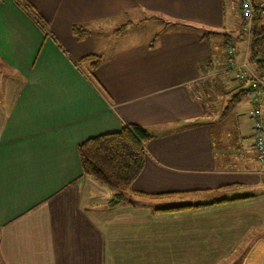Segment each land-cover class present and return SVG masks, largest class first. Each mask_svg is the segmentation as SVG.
Listing matches in <instances>:
<instances>
[{"label": "crops", "instance_id": "0c3cea01", "mask_svg": "<svg viewBox=\"0 0 264 264\" xmlns=\"http://www.w3.org/2000/svg\"><path fill=\"white\" fill-rule=\"evenodd\" d=\"M238 3L0 0V264H264V160L226 44L253 76L264 56ZM130 123L151 136L111 206L77 145Z\"/></svg>", "mask_w": 264, "mask_h": 264}, {"label": "trees", "instance_id": "16d2710c", "mask_svg": "<svg viewBox=\"0 0 264 264\" xmlns=\"http://www.w3.org/2000/svg\"><path fill=\"white\" fill-rule=\"evenodd\" d=\"M262 12H264V9H259L253 13L252 19L254 22L251 24L250 32L240 33L249 42L252 59L264 56V20L260 17ZM33 14L35 19L40 22L41 27L44 28V23L40 17L34 11ZM70 29L77 39H82L87 33L86 29L80 25H72ZM117 31H120V29ZM229 44L231 43H227L226 47ZM84 61L90 62V67L94 68L100 59L95 54H89L82 57L79 62ZM259 63L262 66L260 77L264 78V58L261 57ZM150 136L149 132L142 126L130 123L123 125L117 131L87 138L77 145V153L83 173L115 190V194L109 202L111 206L122 200L123 192L129 188L131 182L141 170L144 145ZM136 194L149 198L167 195L140 192Z\"/></svg>", "mask_w": 264, "mask_h": 264}, {"label": "built area", "instance_id": "2783aa9c", "mask_svg": "<svg viewBox=\"0 0 264 264\" xmlns=\"http://www.w3.org/2000/svg\"><path fill=\"white\" fill-rule=\"evenodd\" d=\"M238 2L242 17V30L250 32L252 16L258 3L255 0H238ZM225 65L227 69L234 72L236 79L252 98L253 106L249 113L254 121V148L257 157L260 160H264V78L251 75L245 61L237 62L235 60L234 48L231 44L226 47Z\"/></svg>", "mask_w": 264, "mask_h": 264}, {"label": "rangeland", "instance_id": "374dc122", "mask_svg": "<svg viewBox=\"0 0 264 264\" xmlns=\"http://www.w3.org/2000/svg\"><path fill=\"white\" fill-rule=\"evenodd\" d=\"M261 2V3H260ZM257 3H258V6H257V8H256V10L254 11V13L257 11V10H259V9H264V0H260L259 2L257 1ZM239 4V3H238ZM261 4V5H260ZM239 7V6H238ZM239 13H240V11H239ZM262 13H264V12H262ZM240 16H241V14H240ZM241 21H242V17H241ZM251 22H252V24H253V19L251 20ZM241 24H242V22H241ZM122 26H124V25H122ZM121 26V27H122ZM118 30V29H117ZM242 32H244L243 30H242V27L240 26V33H242ZM217 32H214L213 34H216ZM244 33H246V32H244ZM216 35H222V34H219V33H217ZM222 37V36H221Z\"/></svg>", "mask_w": 264, "mask_h": 264}]
</instances>
